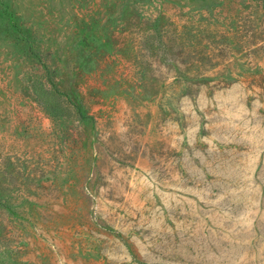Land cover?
<instances>
[{"label": "rangeland", "instance_id": "1", "mask_svg": "<svg viewBox=\"0 0 264 264\" xmlns=\"http://www.w3.org/2000/svg\"><path fill=\"white\" fill-rule=\"evenodd\" d=\"M0 264H264V0H0Z\"/></svg>", "mask_w": 264, "mask_h": 264}]
</instances>
